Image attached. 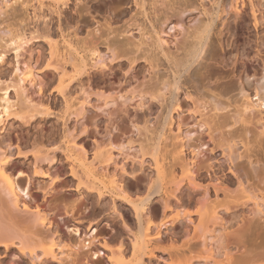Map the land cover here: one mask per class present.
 I'll use <instances>...</instances> for the list:
<instances>
[{"label": "bare ground", "instance_id": "1", "mask_svg": "<svg viewBox=\"0 0 264 264\" xmlns=\"http://www.w3.org/2000/svg\"><path fill=\"white\" fill-rule=\"evenodd\" d=\"M199 1L198 3L203 7L200 12L201 17H204L197 20L199 24L195 23L199 25L198 28L190 25L192 28L190 27L189 30L196 29L193 35L189 33L191 35L186 36V40L190 38L189 46L186 41L187 49L184 47L179 54H169L166 48L169 41L160 35L161 32L155 31L154 37H149L152 39L148 40L151 41L152 49V43L159 47L161 53L158 52V55H164V58L159 56L165 62L163 60L162 63L156 53H152L151 58L156 54L157 62L161 61L163 71L158 69L161 64L156 67L157 59L152 60L154 61V63L151 61L153 64L150 62L152 69L148 68L151 73L146 70L150 74L148 80L139 81L138 84H134L136 86L132 85L134 87L129 86V81H132L135 73L132 77L130 75V80H127L129 75L127 76L126 71V75L124 74V78L119 82H116L119 78L111 80L113 78L110 79L109 76L113 75L111 73L115 66L113 64H121L122 60L128 62L130 69L134 68V64L139 59L137 52L140 49L137 48L141 47L140 44L136 46L135 43L132 48L130 43L129 47L127 41L124 43L123 39V41L119 39L120 42L127 44L124 48L122 42L116 43L118 39L114 41L115 38L105 37L108 38L107 40L104 38L105 42L100 41L103 45L105 43L104 49L95 46L94 41H92L94 46L89 44L92 46L91 49L89 48L91 51L87 50L90 55L85 54L84 51L85 55L80 54L79 48L76 47H74L76 50L71 49L75 51L74 54L71 53L73 55L70 59L76 78L81 85H83L82 77L87 75L85 73H88L86 76L88 78L85 80L87 82L85 87H81L84 89L80 91L81 93L83 91V96L79 93V96L70 101L68 99L69 103H66L80 110L77 111V117L82 116L80 112L85 113L86 108L93 104L91 98L94 96L102 102L101 106H99L100 102L99 107L95 106L97 111L103 109L100 114L93 115L92 121L90 120L92 129L88 130L89 142L76 141L75 138L66 139L65 143L63 140V147L59 146L50 151V148L47 147V150L44 149V145V148H40L39 145L37 149L34 148L28 153L23 150L20 140L9 137L7 138L9 143L5 145L8 148H0V247L4 248L0 252V264H8L3 260L5 256L15 255H18L20 260L13 264H93L91 259L102 254L106 255L102 249L109 250L111 246L105 240L103 243L99 241L97 237L99 225L95 220L88 222L87 230L73 225L70 231L76 237L73 242H68L70 248L65 249L66 247L61 245L66 239L63 238L65 234L61 222L67 224L74 221L78 224L73 220L74 206L66 201L64 192L66 189L75 191L87 201L96 198L97 202L103 203L108 199L112 210L105 215L106 218L119 217L125 231L131 236L134 235L133 238H128L130 243L126 238H121L116 248L119 254L121 252V256L124 255L122 254L124 250L131 247L133 259L127 262L122 256L119 259L117 256H110L108 260L111 264H153L151 259L156 256L155 250H158V246L165 241L167 244L165 234L178 233V230L183 231L182 235L184 234L182 242H180L182 238L178 239L180 244L175 242L176 238L174 241L170 237V244H163L169 246L168 251L171 249L167 264H264V154H262L264 86L256 85L255 98L243 86L236 93L237 96L229 97L236 90L235 86L232 87L233 81H237L235 78L238 74L240 79L247 72V64L242 61L236 64L235 61L233 66L226 65L232 67L227 72V76L230 77L227 78V82L224 74L221 75L225 79L219 75V69H211L218 63H210L214 58L210 44L214 25L224 19L223 12L229 15L231 12L235 14L236 19L239 18V23L234 28L240 30L245 24L247 3L246 0ZM253 1L248 0L252 8H255ZM156 3L158 4V0ZM178 3L176 7H171V11L175 12L170 11L171 14L166 17L163 15V18L161 14V18L157 17L160 18L159 21L162 20L161 25L172 22L171 18L174 17L175 22L178 20L175 25L181 26L180 16L199 7L194 6L197 5L195 0H180ZM208 3L212 8L207 7ZM255 9L252 16L254 23L258 24L261 16L256 14ZM175 17L178 19L176 20ZM198 17L200 18L199 15ZM221 25L226 26L225 23ZM221 25L219 30L222 29ZM233 31L235 32L234 29ZM145 41L142 40L144 45L149 46V42L145 44ZM131 48L134 50L132 51ZM125 49L133 53L127 54ZM52 50L47 65L56 67L61 76L67 74L64 66L67 59L65 61L64 58H60L56 45ZM155 51L153 49V52ZM2 57L0 53V59ZM220 62L223 64L222 61ZM92 67L99 73L94 72L96 70ZM35 68L34 64L22 65L18 62L15 68V82L22 88L27 84L37 87L40 93L43 82L38 76L41 72ZM215 70L218 71L217 74L219 73L218 78L214 76L217 75L214 73ZM211 71H214L213 76L217 78L218 83L211 81ZM200 72H203L201 73L203 76L199 75ZM225 72L226 70L224 72L221 70V73ZM219 78L226 82H220ZM241 83L240 85L243 84ZM232 89L233 93L231 92L230 95ZM179 91H183V96L185 95L183 100L179 96L181 94ZM225 93L228 98L224 96ZM207 96L210 98L209 102L206 101ZM231 98L234 100L232 101ZM35 101L33 97L28 96L26 101L28 103H24L23 107H20L21 110L17 111L23 112L25 108L27 111L33 110L34 105L38 103ZM211 101L215 103H210ZM207 103L212 105L211 108ZM11 107L8 100H5V104L0 103V125L4 123L5 117H8ZM224 109L228 112L223 114ZM184 111L188 115L183 117ZM101 116L103 125L97 120V117L101 119ZM84 118L81 119L82 122ZM189 124L191 128L185 126ZM165 125L169 126H166L169 128V134L165 133L167 130ZM127 139L129 141H126ZM86 143H89L90 151ZM57 152H61L64 158H58ZM130 155L133 164H138L139 171L135 164L130 171L127 169L128 165L126 166L124 159L129 158L131 161ZM19 158L29 160V166L33 164L29 182L24 186L18 179L27 173L16 170ZM63 159L64 163L68 164L67 168L64 164L55 166ZM46 162L50 163L48 166H52L45 169ZM147 164L148 168H151L148 173L145 172ZM66 174L72 179L68 181L67 188H64L60 185L64 183ZM41 177H46L49 181H39ZM156 197L160 198L163 207L169 212L158 220L151 216L152 213L150 214V204ZM117 201L128 205L129 211L133 212L138 224L136 225L141 231H138L140 233L138 236H135L128 222L124 220L128 208L117 205ZM88 210L89 207L86 205L85 212ZM94 247L96 249L93 251Z\"/></svg>", "mask_w": 264, "mask_h": 264}, {"label": "rangeland", "instance_id": "2", "mask_svg": "<svg viewBox=\"0 0 264 264\" xmlns=\"http://www.w3.org/2000/svg\"><path fill=\"white\" fill-rule=\"evenodd\" d=\"M136 1L138 4H136ZM136 1L134 0H61L60 2L59 0L58 1L57 0H7L6 2L5 0H0V53L3 56L2 59H0V103L5 104V100H8L12 106L8 112V117L6 116L4 123L0 125V141H1L0 148L1 149H5L7 147L5 145L9 143V142L7 143V138L9 137L20 140L22 142L21 146L24 148L22 149L28 153H31V151H33L34 148L37 149L36 147H38L39 145H40V148L43 147L44 145L45 148L44 147L43 148L47 150L48 148H50L51 149V150L49 149L50 151H52L53 149L59 146L63 147L66 139L70 140L72 138H75L76 141L78 140H81V141L86 140V142L90 141V139H88L89 138L88 133L92 129V125L90 126L91 121H92L91 118L93 117V115L101 113L102 111L101 109L103 108L97 111L96 107L99 105V102H100L99 106H101L102 102L98 99H95L96 97L94 95L93 96L95 98L91 96L92 97L91 102H93V104L91 103V106H88L86 108L87 111L85 110L86 111L85 113L80 112L82 113V116L80 117H77L78 116L77 111L79 109L76 110L77 107L74 109V107H70L69 104L66 103L68 102V99L70 101L80 95L79 94L81 93L80 91L84 90L82 88L85 87L87 83L85 80H87L88 78L86 77L88 73H85L87 75L85 76L83 75L84 77H82L84 82L81 81L83 85H81L79 80L76 78L77 76L73 70L72 61L70 59L71 56L75 53V51H73L75 49L74 47H76L77 49L83 48L82 50L80 49L82 53L78 49L79 53L82 55H85L87 53V50L91 46V45L89 46V44L93 43L92 41H94V43L96 44V45L92 44L93 46L95 45V46H98L99 48L101 47L100 49H104L105 43L104 45L102 43L105 42L103 41L105 37H110L113 39L115 38L114 41L118 39L117 40L118 42H116L117 44L121 43L123 40H124V43L127 41L126 43L128 44L130 43L132 45V48H134L133 46L135 45V43H137L136 46L141 45V47L137 48V49H140L137 52V56L139 57V59L134 64L133 69H130V65H128V62H126V60H122L123 63L121 64L123 66L120 63H119L120 65L116 63L113 64L115 65L113 67L114 70L112 69L111 71L113 75L112 76L111 74L110 76L107 75V78L108 76L110 77V79L113 78L111 80H114V79L116 80V78L117 79L119 78V80L116 81V82H119L126 75L125 74L126 71H127L126 73H128L127 76L129 75V77H127L128 78L127 80H130L132 77V74L135 73L133 75L135 77H132V81L131 80L129 81L130 82L129 86L138 84L139 81L144 82L145 80H148L147 77L150 76V74L148 73H151L150 72L151 70H149L151 68L150 62L154 59H157L158 58L157 56L159 55L162 58H164L163 57L164 55H161V54L158 55V52L161 53V50L159 49L158 46H155L156 45L155 43H152L153 49L156 50L155 52H153L152 45L150 43L151 41L148 40V39L150 40L152 39L149 37H154L155 31L157 32L159 31V33L161 32L160 35L169 41L168 46H166V48H168V53L170 52L169 54H174V55L179 54L182 52V50H184L183 49L184 47H186L187 49V47L189 46L188 39L190 41V38L186 40V36L189 37V35H191L189 33H192L193 35V31L195 32V29L198 28L197 26H199L197 25L199 24L197 20L199 21V19L204 17V16L201 17L200 12L201 10H203V7L200 5V3H198L199 0H195L197 5H194L196 7L199 6L198 9L195 7H191V8H195L196 10L192 9L193 10L192 12H189V13L187 12V14L185 13L186 15L183 14L184 16H180V19L183 22V25H182V22L180 23L181 26L175 25V23L178 21L177 20L178 18L176 17H175L177 20L176 22L174 20V17H172L171 21L172 20L173 21L168 22L165 25L163 24L161 25L162 20L160 21L158 20L161 17L163 18L164 17L163 15H165L166 17V15L167 16L170 15L171 12H175V11H171V9L173 8L172 6L176 7L177 3L180 2V0H175V1L172 0V2L171 0H162V2L164 1L165 2L164 4L166 5H164L161 2V0H158V4L156 3L157 0H143L145 1V3L141 0H139V2L138 0ZM250 2L246 0V3H247V8H246L247 13L246 14L247 15L245 19V24L242 25L243 27H241L240 30L234 28L235 26L238 25L239 18L236 19L235 14L231 13L228 10L232 17H230L229 14L223 12L222 13L224 15L223 17L224 19L226 18L225 22H223L224 19L222 18L221 22L218 21L219 23H216V25H214V29L212 31V36H211L212 39L210 42L212 46L211 45L210 46H211L212 53H214L212 54V57L214 55L215 59L212 58L213 61L211 59L210 63L214 62L215 64L216 63L218 64L214 65V67H212L211 69L213 68L214 69L217 68L216 70L219 69L220 74L219 73L218 74L222 78H223L222 75L224 74V77L226 79L225 78L223 79H225L228 82L227 78H230V77L227 76V72L229 71V68L230 69L232 68L229 66L231 65L233 66L236 62H237L236 64H240L238 61L240 62L242 61V63L247 64V67H248L247 68L248 74L246 72L243 75L245 76L244 78L243 76H241L239 79L238 78L239 74L236 76V78L234 77L235 79H237V81L235 80L232 83V87L235 86L236 88V90L234 89L235 95L234 94H233L234 96L232 95L233 93L232 92L233 89H232L229 93L232 96H229L228 94L229 97L237 96L236 93L239 92L241 86L245 87V89L249 91L250 94L252 93L251 96L254 97L256 85L264 86V39L262 40V38H264V0H254L252 2L254 3L253 5H256L255 7L256 9L253 7L256 11V14L262 17V18L259 17L260 20L258 24L254 23V19L252 16L253 15L252 12L254 9L249 4ZM171 3L172 4L175 3L176 5H172ZM160 4L163 6H161ZM167 4H169L168 6L170 10ZM208 4H207V7L212 8L210 7L211 6L210 3ZM158 5L161 7H159ZM157 6L158 8H156ZM158 11L160 13H158ZM160 14H161V17H160ZM198 15L200 16V18L198 17ZM157 17H160V18L157 19ZM195 18H197L196 22H195ZM226 20L229 22V23L227 22L229 26L227 25ZM222 23H225L226 26L222 27L221 25ZM190 25L191 26L193 25L192 26L193 28L196 26V28L194 30L190 29L192 30L190 31L189 30V28L191 27ZM219 25H221L224 32L222 29L219 30L220 28ZM187 26L189 27L187 28ZM98 28H99V31H98ZM233 29L235 30V32L233 31ZM163 30H164V33H162ZM221 30L223 32V33L221 32L222 34L219 33ZM105 34L106 35L108 34V35L106 36ZM100 35H103V37ZM96 37H99V38H96ZM105 39L107 40L108 38H105ZM119 39L120 40L123 39V40L120 42ZM142 40L144 41L146 40L145 44L149 42V46L148 44L144 45ZM95 41L98 43V45ZM100 41L101 42L103 41V42L101 43ZM186 41H187L188 46H186ZM124 43L122 42L121 44L124 45V48H126L127 44L125 45ZM130 44H129V47L131 46ZM19 45L20 47H18ZM55 45L58 49V52L60 53L59 55H61L60 58H64L63 60L65 61L67 59L66 64L64 63L65 61L63 62L66 68V73H67L65 74L66 76L65 75L61 76L62 74H60L59 70L56 69V67L52 68L50 65L49 66L47 65V62L53 51L52 48ZM68 45H71V47H68ZM72 48L73 50H71ZM90 49L89 51H91ZM137 49H135V51H137ZM141 50H143L144 52ZM83 51L85 52V54ZM125 51L127 54L133 53V52H129V50L127 49H125ZM144 53H145V56L147 53V56H146L147 58L144 56ZM152 53L157 54V56L155 54L156 58H154L155 56L151 58V55H153ZM86 56L88 57V55ZM160 58L159 60H162V58L161 59ZM147 59H148V63H147ZM163 60H162V63L165 62V60L164 62ZM157 61L158 59L155 60V64H158V65L157 66L155 64L154 65L158 67L159 64H161L158 67V69L160 68L159 70L162 72L163 71L161 70L162 63H160L161 61L159 62ZM220 61H222L223 64H221ZM18 62H21L22 65L31 63L32 65L34 64V68L36 67L35 69H39L38 71H40L41 74H39L38 76L43 82L42 83L43 87L40 90L41 91L40 93L37 87L36 88L33 86L31 87L29 84H27L25 88H22L15 82V74H16L15 68ZM125 62L127 64H125ZM152 62L154 63V61ZM116 65H119V66H116ZM127 65L129 66V72H128ZM226 65H229V66H226ZM164 67H166V65H164ZM91 70L93 71V69ZM94 70H96V68H94ZM146 70H148L149 72ZM216 70L215 72L211 71L212 78H214V76H217L218 78V74L216 73L218 71ZM221 70L223 72L224 70H226L225 72L226 74L221 73ZM42 71H43V75H42ZM201 71L203 70L201 69ZM94 72L99 73V71L97 70ZM213 72L216 73L217 75L213 76L214 74ZM201 73L203 72H200L199 75H201ZM98 75L101 76V74H98ZM143 76L145 78H143ZM201 76H198V77H201ZM196 77H197V74H196ZM107 78L105 76V79ZM201 78H199V80H202ZM212 78L210 76V79L212 82L217 81L216 80L217 78L216 79L214 78L213 80ZM222 78L221 79L219 78L220 82L221 81L226 82V81H223ZM242 78H243V82H242ZM230 80L231 79H229V81ZM238 80H241L243 84L240 81L238 82ZM240 83L242 85H240ZM179 92L181 93V94L179 93L180 94L179 96L183 100L185 95L183 96L184 94L183 91H179ZM82 94H83V91L80 96H83ZM28 96L33 97L34 100H36L35 102H38L37 104L34 105L35 107L33 108V110L31 109L32 110L31 111L29 109V111H27L25 108L23 112L17 111L18 109L21 110L20 107L21 106L23 107L24 103L25 104L28 103V102L26 103V101H28ZM224 96L227 97V94ZM224 96H222V99L224 98ZM226 97L224 100L228 98ZM238 97H239V94H238ZM208 98L206 100L207 102L210 101V98L209 99ZM232 99L234 100V98H231V100ZM212 101L210 103L214 104L215 101L214 102ZM230 101H228V103ZM92 105L94 107L96 105L97 106L94 108ZM24 106L26 107L27 105H24ZM113 106L114 105H111L110 107H113ZM207 106L211 108L212 105L210 106L207 103ZM231 107H233V105ZM74 110H76L75 111L76 113L74 112ZM24 111L26 114H24ZM184 112H185L184 114L182 113L183 117L184 115L185 116L188 115L186 111ZM227 112L225 110L223 114ZM85 116L86 118H84ZM174 116H176V114H174ZM81 117L84 118L83 122L81 120L83 118ZM99 117H97V120H99L100 123L102 124L103 117L101 116V119H99ZM185 119L188 120V118H185ZM189 121L191 120L189 119ZM189 123L192 124L191 122ZM190 124L185 125V126L190 127L191 126ZM166 126L167 125H165V129L169 127V126L167 127ZM161 127L162 125L160 126V128ZM168 129L169 128L165 130V133L167 134L170 133V132L168 133L169 131ZM63 140H64V143H63ZM126 141H129V139H127ZM88 144L89 143H86L90 151ZM15 151L16 150H14V152ZM263 152L264 150L262 151V154H264ZM89 155H90V152H89ZM57 157L64 158L61 152H57ZM130 158H131V161H129L130 160L129 158L124 159L127 161V162L124 161L126 163V166L128 165L127 169L130 171L133 165L135 164L136 165L135 167L139 171V167L137 166L138 164L136 163L133 164L132 156ZM119 159L121 158L119 157ZM18 160L19 161H17L16 170L24 171L28 175V176L25 175L18 179L24 186L25 183L29 182L28 181L29 175L31 174V172H33V168H32L33 164H31L32 167L29 166L30 162L29 160H26L25 158H19ZM48 163L49 162H46L44 164L45 169L52 166V165L48 166L50 165V163L49 164ZM61 164H64L66 168L68 167V164L64 163V159L62 161H59L55 166L57 165L59 166ZM145 167H146L145 172L146 173L150 172L151 168H148L149 167L148 164ZM53 168H51V170ZM64 177H65V181L60 186L61 187L64 186V188H67L68 181L72 179V177L67 176V174L64 175ZM39 181L47 182L49 181V179L46 177H41L39 178ZM65 183L67 184L65 185ZM29 185L32 187L31 184ZM64 192L66 193L65 198H66L67 203L68 204L72 203L71 206L72 205L74 206L73 220L78 222V224H76L74 221H71L70 223H67V224H64L63 222H61L62 231L65 234V235L63 234L64 235L63 238L67 239V240L66 239L63 240L64 242H62L61 245L62 246L64 245V247H66L65 249L70 248V243L68 244V242H73L74 238L76 237V235H74L70 231V228H73V225H77L81 229L87 230L88 222L95 220V221H98L97 224L99 225V230L97 232V237L99 241L101 243H103V240L107 241L108 245H110L112 249L111 248H110L111 250L102 249V251H104L106 255L102 254V255H99V257L97 258L91 259L92 263L93 264H111L110 261L108 260L110 256L112 257L117 256L118 259L119 257L122 256L124 257V260L126 259L127 262L128 260L131 261L133 259V257H131V255L133 256L132 249H130L131 247L130 248L128 247V249H126L127 251L124 250L126 251L125 253L124 251L122 252V254L124 255L126 254L125 256L124 255L120 256L121 252L119 254L118 253L119 251H117L116 248L118 245L117 243L119 242L121 238L123 237L126 238L127 239L126 241L130 243V239L133 238L134 235L131 236L129 235L128 232L125 231L122 220L119 217H115L114 219L106 218L105 215H108L107 213L112 210V205L110 204L109 200L106 199L103 203H101V202H97L96 198H91L89 201H87L83 197H80L78 193H76L75 191H69L66 189ZM120 202L121 201H117V205L119 206L122 205L121 207L124 206V208H128V212H126V215H124V220L128 222L135 236H138L140 234L139 232L141 231L139 230L140 228L137 227L138 224L136 223L134 219V214H132L133 212L129 211L128 205H125V203H122V202L120 203ZM86 205L87 207H89L88 212H85ZM150 206H151L150 214L152 213L151 216L154 217V219L158 220L160 218H164L167 215V213H169L167 211V208L163 207L162 202H160L159 197H156L155 200L152 201ZM178 231H179L178 233L176 232L174 234L172 232L171 234L170 232L165 234V237H167L166 240H168L169 242L167 241V244H166V241H165L164 243L166 245H169L170 244L169 239L172 238L174 241L177 239V241L175 242L177 244H180L178 242L180 240L178 239L182 238L180 241L182 242V240L184 239L183 238L184 234L182 235L183 231L181 230H178ZM128 238L130 239L128 240ZM163 244L161 245L162 247L160 245L158 246V248L156 247L158 250H159V247L161 249L159 251L155 250L156 256L151 259V262L153 264H167L168 263L167 258H169V253H170L169 251H171V249L168 251L167 247L169 246H165ZM163 247H165L167 250H165V248L163 249ZM3 249H4L3 247H0V252H2ZM95 249L96 248L94 247L93 251ZM114 259L116 258L114 257ZM3 260L5 263L7 262L8 264H13L14 262L20 260V258L18 255L10 256V257L5 256Z\"/></svg>", "mask_w": 264, "mask_h": 264}]
</instances>
